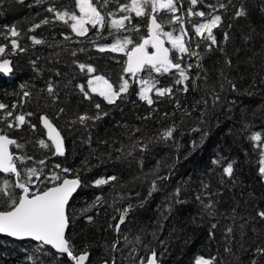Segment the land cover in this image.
<instances>
[{"label": "trees", "instance_id": "16d2710c", "mask_svg": "<svg viewBox=\"0 0 264 264\" xmlns=\"http://www.w3.org/2000/svg\"><path fill=\"white\" fill-rule=\"evenodd\" d=\"M129 2L110 0L104 12L127 15L117 8ZM221 2L227 5L226 9L218 7ZM209 4L217 6L212 14L222 17L220 26L213 29L215 44L195 33V25L205 22V18L186 15L189 0L177 5L180 8L177 14L185 16L184 27L191 38L186 46L196 53L182 55V66L192 65L188 70L190 80L177 84L179 74L175 70L161 74L145 69L133 77L125 70V52L99 51L100 46L113 44L123 36L141 43L149 36L147 16L131 14L127 27L135 26L138 30L116 32L106 26L98 32L89 25L87 34L79 36L69 24L56 20L54 13L48 11L54 6L79 15L76 0H0V46L6 47L1 58H11L14 68L11 75L0 73V103L7 106L0 110V133L16 138L23 145L12 146L15 157H31L16 161L22 177L25 169L38 170L39 178L33 177L34 187L52 186L53 173L62 178L78 176L82 180V188L69 204L71 224L67 235L77 252H90L87 264L104 261L145 264L153 253L162 257L153 248L154 235L162 222L159 207L142 217L140 228L144 230L128 231L124 226L139 197L153 195L160 184L161 176L154 174L161 162L160 152L144 158L150 144L153 146L154 141L169 144L175 140L182 144L187 166L183 184H187L191 201L200 204L211 220L205 238L191 239L185 235L189 246L178 264H196L199 257H214V264H253V261L264 264V256L256 252L258 247L264 248V219L257 214L264 211V176L259 173L260 161L264 158V0H203L192 6L193 12L210 13ZM241 7L247 14L236 16ZM44 19L50 23L34 28ZM110 19L106 16V22ZM13 28L18 37L11 35ZM174 28L178 29L179 25H165L163 30ZM33 36L45 43L34 44ZM164 38L171 50V44ZM13 39L23 51L12 47ZM170 53L176 62L177 53L174 50ZM80 64L91 65L97 71H82ZM95 75H103L117 88L123 80H128L127 93L114 104L98 93L90 92L91 99L85 98L79 86L84 85L90 91L88 80ZM141 80L154 81L157 88H171L172 94L158 97L153 90L149 93L153 104L149 105L139 95ZM185 83L187 91L183 90ZM49 85L53 88L51 94L47 90ZM25 92L30 95L25 96ZM96 104L100 105L99 109ZM8 111L13 113L11 117L7 116ZM21 114L25 115L26 123L9 128L8 124ZM44 114L63 133L66 146L63 155L55 153L47 137L41 119ZM98 115L100 118L96 119ZM82 116L88 118L81 121ZM69 124L78 130L73 133L71 127L70 133L66 132ZM173 126L176 129L173 137L161 139L164 131ZM257 133L261 139L254 141L252 137ZM215 135L219 136L214 144L217 148L208 153L209 142ZM229 163L234 170L231 177L223 171ZM132 167L134 173L130 172ZM65 168L71 171L63 172ZM109 176L117 179L106 185L95 184L97 179ZM141 176H147L149 183L137 191L133 185ZM15 179L12 173L0 172V181L14 182ZM178 187L173 188V196ZM15 192L20 194L19 189ZM223 201L230 206L219 208ZM5 206L0 204V209ZM125 209H128L125 222L117 233L115 225ZM232 211L236 212L235 219L223 216ZM89 216L93 218L91 222L87 219ZM162 226L158 244L170 238L173 223L165 221ZM224 236L229 238L228 245ZM6 237L0 234V240L17 245L11 250L2 248L0 243V264H73L66 255L61 257L54 250L45 251V245L31 240L35 249L29 250L19 246V241ZM161 262L165 264L164 259Z\"/></svg>", "mask_w": 264, "mask_h": 264}, {"label": "snow or ice", "instance_id": "6c2138e0", "mask_svg": "<svg viewBox=\"0 0 264 264\" xmlns=\"http://www.w3.org/2000/svg\"><path fill=\"white\" fill-rule=\"evenodd\" d=\"M110 0H76L79 15L76 12H69L67 10L60 11L54 6L48 9L49 12L54 13V18L65 24H69L73 32L79 36H85L89 31V25L97 29L98 32L104 30L106 26L114 29L116 32L121 31H133L138 30L127 27V22L132 19L131 14L134 13L137 17L147 16L150 20V35L143 39L142 43H134L130 36H123L122 39H117L115 43L105 46H100L99 51H111V52H125L127 59L126 72L130 73L133 77L137 73L148 70L149 73H171L175 70L179 74V79L176 80L177 84L184 83L190 80L188 70L192 65H183L180 62L183 54L195 55L186 46V41L191 38L188 36L185 25V16L178 15L180 11L177 5L182 4V0H130L129 3L120 4L117 11L120 13H127V15L117 16L114 12H104V9L109 4ZM203 0H189L190 7L186 10L187 16H198L205 18V22L195 25V33L211 41V44L216 43V38L213 35V29L217 28L221 24L222 17L219 14L213 15L216 12L217 6L213 4L207 5L212 9V12L205 13L204 11L193 12V7L198 3H202ZM97 4L100 7H97ZM220 9H226L227 5L219 3ZM163 13V16L160 14ZM246 10L241 7L236 13V16L246 15ZM106 16L111 17L110 21L106 22ZM159 17V19H158ZM165 17H167L165 19ZM50 21L44 19L40 24H35L34 28H39L41 24H48ZM165 25H179V28H174L171 31L165 32ZM11 35L18 37L19 33L15 28L11 29ZM177 32L176 35L173 32ZM206 34V35H205ZM161 36L167 38L171 44V50L164 46L165 41L161 39ZM34 44H43L44 40L37 37H31ZM69 39V37H65ZM211 44L209 47H211ZM13 48H20L18 41L13 39L11 41ZM128 45H133L131 49ZM151 45L155 49L154 52L148 51V46ZM20 48V51H23ZM174 50L177 53L176 62L173 61L170 56V51ZM6 51L5 46H0V56ZM10 61L7 59L0 60V71L5 73L11 72ZM230 63V61H228ZM82 71L86 70L88 73H95L96 68L91 65H79ZM141 89L139 92L140 98L145 100L149 105L153 104V100L149 93L155 90L158 97L170 96L172 94L171 88H157L154 81L141 80ZM80 91L84 94L85 98L91 99L90 92L98 93L104 97L109 104H114L116 100L122 98V94L127 93L129 88L128 80L123 82L117 87H114L103 75H95L88 80V90H85L84 85H80ZM235 88V85H233ZM48 92L51 94L53 88L51 85L48 87ZM184 91H187V84L185 83ZM25 96L30 95L25 92ZM7 106L0 103V110L5 109ZM15 107V105L13 106ZM97 109L100 108L99 104H96ZM177 107L179 102L177 101ZM61 112L63 109L60 110ZM13 113L7 112V116L11 117ZM27 115H32L28 113ZM167 115V114H165ZM88 117L82 116L80 120L83 121ZM98 115L96 119H99ZM43 122L48 129V136L54 145L55 153L63 155V137L59 130L52 124L47 116L43 117ZM26 123L25 115L21 114L14 118V122L8 124L9 128L19 127ZM35 127L34 125H30ZM175 127H170L164 131L161 135V139H169L173 137ZM139 131V129H137ZM252 139L259 141L261 139L260 134H255ZM40 144L44 147H48L44 141H40ZM17 148L23 147L17 143L13 138H10L7 134H0V172L13 173L16 177L14 182L8 180L0 181V204L6 206L0 210V233L8 234L12 237L18 238H32L35 241L40 242L41 245L51 246L59 256H65L73 262V264H86L89 261L90 253L85 251L77 252L75 245L71 243L70 238L67 235V230L71 224V214L69 212V201L73 197L77 188L80 186L81 181L77 176L74 179L62 178L60 174L53 173L50 177V183L52 186L44 189L36 188L33 186V177L39 178L38 170L35 168L25 169L23 177L21 176V170L17 168L16 160L23 162L25 159H31V157H15L14 153L10 151V146ZM40 163H43L41 161ZM218 163V161H214ZM259 173L264 176V158L260 161ZM59 167V165H57ZM63 172H69L70 169H62ZM224 173L231 177L233 175V165L229 163L224 169ZM117 177L109 176L107 178H100L95 181L96 185H106L111 181H115ZM166 179V177H161ZM58 182V183H57ZM155 187V182H153ZM15 189L20 190V194L17 195ZM179 189H177V194ZM210 206V205H209ZM130 207V206H129ZM128 209L124 210V214L120 216L119 222L115 225V231L118 233L120 225L125 222ZM258 216L264 219V211H259ZM88 221H92V217H87ZM111 227V226H110ZM229 232L231 229L228 230ZM127 237H125V240ZM116 245L114 244L113 247ZM256 252L264 256V248H257ZM215 258L199 257L196 260V264H214ZM105 264H108L106 261ZM113 264L115 262L113 261ZM148 264H156V254L153 253L149 259ZM253 264H257L253 261Z\"/></svg>", "mask_w": 264, "mask_h": 264}, {"label": "rangeland", "instance_id": "374dc122", "mask_svg": "<svg viewBox=\"0 0 264 264\" xmlns=\"http://www.w3.org/2000/svg\"><path fill=\"white\" fill-rule=\"evenodd\" d=\"M0 59H2L1 56ZM71 127L73 126L69 124V128H65L66 132L70 133ZM75 130H78L77 127H73L71 129V132L75 133ZM216 135L213 138L212 142H209L210 146L207 149L208 153H212L217 148V146H215L214 144H217L216 141L219 140V136ZM152 144L153 146L150 144V150H148L149 152L145 154L144 158L149 159L152 152H160L161 162L159 165V169L157 170V172H154V174H157V177L169 176V178L161 179V177H159L161 180L159 182L160 184L157 186L158 188L156 193H154L153 195L144 194L143 196L139 197L137 203L132 206V213L129 216L124 228L128 231H133L135 229L138 230L140 228L141 221H143L142 217L145 214L153 211V209H155L156 207H159L160 218L162 222H159L160 228H158L159 230L157 231V234L154 235L155 242L153 248H155L157 252H160L162 256L161 258H159L160 262L164 259L165 264H178L183 258L189 246L188 241L185 239L186 236L191 239L196 237L205 238V234L211 220L209 218L210 216L201 209L202 206L200 204L191 201L186 187L187 184H183L185 183V181L184 179H182V176L187 166L183 158L184 152L182 151V144H180L177 140L172 141L169 144H164L158 141H154ZM77 145L78 142L74 144V149L77 148ZM132 164L133 163L131 162V165ZM130 172L134 173L133 167L130 169ZM144 174L147 175V173ZM200 175H203V173H200ZM127 177L129 176L127 175ZM146 177H138L134 182L135 184L133 185V188L137 189V191L139 189H145L146 185H148L149 183L146 180L148 179ZM175 187H178L177 189H179V193H176L175 196H173L171 192ZM229 206L230 205L226 201H223V203L219 204V208L226 209ZM216 211L217 208L214 210V212L216 213ZM223 216L235 219L236 212L232 211L228 215ZM169 220H171V222L173 223L172 231L170 232L171 236L167 240L164 239V241H167L166 243L164 242V244H158V237L163 228L162 225L165 221ZM140 230L144 229L140 228ZM114 234L115 233H113V235ZM6 238H8L9 240H15L10 237ZM223 240L224 242L227 241L225 244L228 245L229 238L224 236ZM16 241L20 242V244L18 243V245L21 247L27 248L29 250L35 249L34 245L32 244L33 241L31 242V240ZM0 243L2 244V248L11 250L14 249L17 245V243L15 244L7 240H0ZM51 250L53 249L49 246H47L45 249V251Z\"/></svg>", "mask_w": 264, "mask_h": 264}, {"label": "water", "instance_id": "95a60500", "mask_svg": "<svg viewBox=\"0 0 264 264\" xmlns=\"http://www.w3.org/2000/svg\"><path fill=\"white\" fill-rule=\"evenodd\" d=\"M149 35H150V20H149ZM161 39H163L164 41H165V44H164V46L165 47H167V48H169L168 46H167V42H166V39L164 38V37H162L161 36ZM143 42V41H142ZM141 42V43H142ZM149 46H151V45H149ZM149 46H148V51H149ZM152 47V46H151ZM153 50L150 52V53H152V52H154L155 51V49L154 48H152ZM170 56H171V53H170ZM4 59H7V60H9L11 63H10V67H11V72H8V73H5V72H3V71H0V73H3V74H7V75H11L12 73H13V70H14V68H13V60L11 59V58H4ZM127 59H128V57H127ZM0 60H2V59H0ZM126 67H127V64H126ZM143 72V71H142ZM142 72H140V73H142ZM140 73H137L136 74V76L138 75V74H140ZM128 74H130V73H128ZM135 76V77H136ZM45 116H47L46 114H44V115H42V118L43 117H45ZM48 117V116H47ZM41 118V119H42ZM48 119L52 122V124L56 127V129L57 130H59V132H60V134H61V136L63 137V146H64V153L66 152V146H65V140H64V136H63V133H62V131L53 123V121L48 117ZM42 125H43V127L45 128V130H46V132H47V137H48V139L50 140V138H49V136H48V129L46 128V126L44 125V122H43V119H42ZM1 134V133H0ZM9 136V135H8ZM10 138H13V139H15L16 140V138H14V137H11V136H9ZM10 151H12V146H10ZM18 168V167H17ZM2 173H4V172H2ZM5 174H7V173H5ZM13 174V173H12ZM65 178H67V179H74V178H76V177H65ZM80 179V178H79ZM80 181H81V184H80V186L77 188V190H76V192L73 194V197L80 191V189L82 188V180L80 179ZM73 197L70 199V201H69V204H70V202H71V200L73 199ZM1 210V209H0ZM67 232H68V230H67ZM1 235H4V236H7V237H10V238H12V239H15V240H32V241H34V242H37V243H40V242H38V241H35L34 239H32V238H28V237H25V238H18V237H12V236H10V235H8V234H3V233H0ZM45 246H48V245H45ZM49 247H51V246H49ZM52 248V247H51ZM53 249V248H52ZM55 252H56V250L55 249H53ZM152 256V255H151ZM151 256L147 259V261L145 262V264H148V262H149V259L151 258ZM105 262L106 261H104L102 264H105ZM88 262H86V264H87ZM108 264H109V262H108ZM156 264H161V262H160V260H159V258H158V256H157V254H156Z\"/></svg>", "mask_w": 264, "mask_h": 264}]
</instances>
